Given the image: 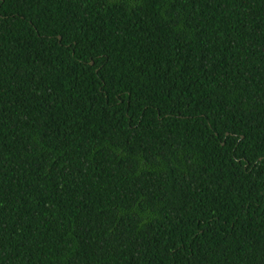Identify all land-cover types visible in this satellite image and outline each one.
<instances>
[{
  "label": "trees",
  "instance_id": "trees-1",
  "mask_svg": "<svg viewBox=\"0 0 264 264\" xmlns=\"http://www.w3.org/2000/svg\"><path fill=\"white\" fill-rule=\"evenodd\" d=\"M0 264H264V0H0Z\"/></svg>",
  "mask_w": 264,
  "mask_h": 264
}]
</instances>
